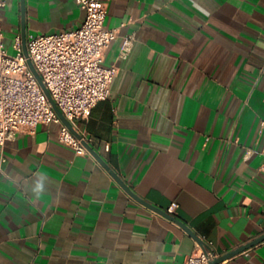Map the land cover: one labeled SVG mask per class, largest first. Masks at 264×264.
<instances>
[{"label": "crops", "instance_id": "obj_1", "mask_svg": "<svg viewBox=\"0 0 264 264\" xmlns=\"http://www.w3.org/2000/svg\"><path fill=\"white\" fill-rule=\"evenodd\" d=\"M25 1L24 28L21 0L0 9L10 54L17 36L85 16L75 0ZM105 25L117 37L103 65L118 73L80 121L89 143L140 197L177 202L221 255L263 235L264 0H108ZM59 131L40 123L4 147L0 264H184L200 242ZM224 264H264V241Z\"/></svg>", "mask_w": 264, "mask_h": 264}, {"label": "built area", "instance_id": "obj_2", "mask_svg": "<svg viewBox=\"0 0 264 264\" xmlns=\"http://www.w3.org/2000/svg\"><path fill=\"white\" fill-rule=\"evenodd\" d=\"M75 1L85 11L80 26L54 33L30 34L27 46L29 57L55 103L81 137L57 114L28 64L21 37H16V53L10 54L0 29V179L4 173L3 150L7 141L21 132H34L40 123H59L60 140L78 153H89L85 141L90 142V139L80 121L87 119L93 108L111 95L118 67H106L103 61L107 48L117 37V30L105 25L108 0ZM7 2L0 0V9ZM132 42V37L125 39L124 54L130 50ZM177 208L178 203L174 201L167 212L175 214ZM203 241L204 244L197 243L187 255L184 264H210L221 256L212 240ZM224 263L225 260L218 264Z\"/></svg>", "mask_w": 264, "mask_h": 264}, {"label": "water", "instance_id": "obj_3", "mask_svg": "<svg viewBox=\"0 0 264 264\" xmlns=\"http://www.w3.org/2000/svg\"><path fill=\"white\" fill-rule=\"evenodd\" d=\"M22 3V23H23V28L25 26V21H26V1L25 0H21ZM24 32V29H23ZM23 49H24V53L26 55V57L28 58V64L30 66V68L33 70V72L36 74L39 82L41 83L42 87L44 88L46 94L48 95L50 101L52 102L54 109L56 110L57 114L60 116V118L63 120V122L68 125L79 137H81V135L75 131V129L73 128L72 124L70 123V121L66 118V116L63 114V112L61 111V109L57 106V104L55 103L51 93L49 92L48 88L46 87V85L44 84L39 72L37 71V69L35 68L32 60L29 57V52H28V46H27V38L24 35L23 37ZM85 145L88 148V150L96 157V159L106 168L109 170V172L113 175V177L123 186V188L132 196L134 197L136 200H138L139 202H141L142 204L150 207L151 209L155 210L156 212L168 217L169 219L175 221L176 223H178L181 227H183L191 236H193L196 240H198L201 244H204V241L201 237H199V235L189 226L187 225L184 221H182L181 219H179L175 214H171L169 212H167L166 210L162 209L161 207H158L157 205L151 203L150 201L140 197L122 178L121 176L114 171L113 169H111L110 165L108 164V162L104 159V157L93 147V145L87 141H85ZM264 241V234L257 237L256 239H254L253 241L237 248L234 249L226 254L221 255L220 257L216 258L215 260H213L210 264H218L220 262H222L223 260L234 256L244 250H246L247 248L258 244L260 242Z\"/></svg>", "mask_w": 264, "mask_h": 264}]
</instances>
